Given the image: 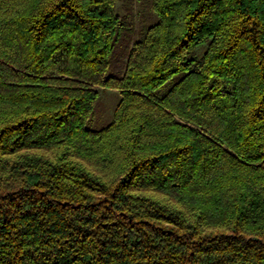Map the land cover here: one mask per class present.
<instances>
[{
  "label": "trees",
  "instance_id": "obj_1",
  "mask_svg": "<svg viewBox=\"0 0 264 264\" xmlns=\"http://www.w3.org/2000/svg\"><path fill=\"white\" fill-rule=\"evenodd\" d=\"M119 1L0 0V264H264V0Z\"/></svg>",
  "mask_w": 264,
  "mask_h": 264
},
{
  "label": "rangeland",
  "instance_id": "obj_2",
  "mask_svg": "<svg viewBox=\"0 0 264 264\" xmlns=\"http://www.w3.org/2000/svg\"><path fill=\"white\" fill-rule=\"evenodd\" d=\"M131 9L140 16L139 20L143 24H150L155 21L154 15L150 13V0H120L116 7L117 12L120 14L128 13ZM207 47L208 43L199 46L195 51V55L197 57L202 56ZM120 100L121 93L119 90H101L99 99L95 103L92 115L87 122V127L92 130H100L108 126L113 121Z\"/></svg>",
  "mask_w": 264,
  "mask_h": 264
}]
</instances>
